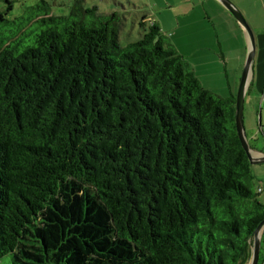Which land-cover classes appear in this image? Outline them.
Here are the masks:
<instances>
[{
    "label": "trees",
    "instance_id": "16d2710c",
    "mask_svg": "<svg viewBox=\"0 0 264 264\" xmlns=\"http://www.w3.org/2000/svg\"><path fill=\"white\" fill-rule=\"evenodd\" d=\"M6 1L0 264H249L264 202L236 95L155 23L122 45V12Z\"/></svg>",
    "mask_w": 264,
    "mask_h": 264
},
{
    "label": "rangeland",
    "instance_id": "374dc122",
    "mask_svg": "<svg viewBox=\"0 0 264 264\" xmlns=\"http://www.w3.org/2000/svg\"><path fill=\"white\" fill-rule=\"evenodd\" d=\"M13 1L14 8L9 14V17L11 18L24 15L27 12L28 8H30L32 5H36L37 3L41 2V0ZM46 1L51 4L53 14L63 15L69 13L71 5L74 3L75 0ZM169 1L170 0H85L84 5H96L98 6L99 11L103 13L119 11L125 14L124 27L120 33V42L122 45H127L131 42L139 40L144 31L147 30L154 23L152 22V19L157 18L155 15H159L164 18V20H167L168 25H173V28L176 27L178 23L181 24V28L192 25V28L195 31L198 27H204L203 24L199 22V12H203L202 7L199 6L198 10L196 11L192 10L191 15L189 17H186L184 14L190 11L193 6L192 2L183 5L179 4L177 0H174V3L176 2V4L173 7H170L169 9ZM8 5L9 4L6 0H0V10L4 9ZM229 13L231 17H233V19L237 21V19L233 16L230 11ZM144 15L150 16L151 19H148V21H144ZM197 24H199L198 27ZM242 30L244 40L242 36H240V34L237 36L233 34V30L230 26L228 33V43L225 51V56L230 62L227 64L226 69L217 66V64H215L217 60L214 57L212 58V60L214 61L213 64L210 63L211 61L209 59V61H204V67L206 68V71L201 76L203 80L202 83L206 88L211 89L212 91L223 97L229 96L230 89L232 87V90L233 92H235L237 99V93L248 53L246 54V57L243 60H240L238 55L241 54V56H244L246 52L244 47H246L247 50L249 48V44L246 40L245 31L243 27ZM165 32H167L168 36L172 38V34H174L175 31L171 28L167 29ZM219 32L221 33V30H219ZM180 33L181 31H179V34ZM172 42L174 43L173 40ZM187 42L188 41L182 40V43ZM219 52L220 51H218V53ZM190 60H192L191 57ZM263 91L264 57L262 58L259 53H257L254 65V80L250 90L245 96L243 111L244 127L248 143L253 150L252 153L254 156L260 154L264 155V106L262 104ZM252 172L255 176L256 186L258 188H262V191L259 194V199L264 202V162L253 163Z\"/></svg>",
    "mask_w": 264,
    "mask_h": 264
},
{
    "label": "crops",
    "instance_id": "0c3cea01",
    "mask_svg": "<svg viewBox=\"0 0 264 264\" xmlns=\"http://www.w3.org/2000/svg\"><path fill=\"white\" fill-rule=\"evenodd\" d=\"M232 1L236 4V6L239 9H241L247 21L251 25L256 39V46H257L256 55L257 53H259V55L263 58L264 57V0H232ZM177 2L183 5L192 2L193 4L192 8L190 9V11L184 14L186 17H189L191 15L192 10L196 11L198 10L199 6L202 7L203 12H199V22L203 24L204 27L200 28L198 27L199 24H197L198 28L195 31L193 30L192 25L181 28V24L178 23L177 26L173 28V25H168V21L164 20V18H162L159 15H155L157 18L152 17L153 18L152 22L158 25L161 28L162 32L165 33L166 35H168L167 32H165L167 29H171V28L174 29L175 32L174 34H172L171 39L174 41V44L176 45L178 51L188 60V62L196 72L201 82H203L201 76L206 71V68L204 67V61L209 59L211 61L210 63L213 64L214 61L212 60V58L214 57L217 60L215 64H217V66H220L221 68L226 69L227 64L230 62L229 60H227L225 56L230 26L231 29L233 30L232 31L233 34H235L236 36L240 34V36H242L244 40L242 26H240V24L237 21H235L233 17H231L229 11L218 0H177ZM173 3L174 0H170L168 2L169 9L170 7H173L176 4V2L174 4ZM148 19H151L150 16H147V18L144 21H148ZM219 30H221V33L219 32ZM179 31H181L180 34ZM245 36L249 44V38L246 31H245ZM182 40L188 42L182 43ZM244 49L246 50L245 55L244 56H241V54L238 55L240 60L245 59L246 54L248 53L247 48L244 47ZM217 50L220 52L218 53ZM190 57L192 60H190ZM253 80L254 77L252 81ZM231 94L236 95L235 92H233L232 87L230 89L229 96Z\"/></svg>",
    "mask_w": 264,
    "mask_h": 264
},
{
    "label": "water",
    "instance_id": "95a60500",
    "mask_svg": "<svg viewBox=\"0 0 264 264\" xmlns=\"http://www.w3.org/2000/svg\"><path fill=\"white\" fill-rule=\"evenodd\" d=\"M222 5L228 9L233 16L237 19V21L241 24L243 29L246 31L248 38H249V48H248V55L244 67V71L241 77L238 93H237V100H236V123H237V130L242 142V145L250 159V162L257 163V162H264V155L260 154L254 156L252 153V148L250 147L244 127V120H243V111H244V102L245 96L249 90L250 83L254 77V65H255V57H256V39L254 35V31L247 21L243 12L236 6V4L232 0H218ZM264 232V221L259 225L257 230L255 231L254 243H253V255L249 264H258L259 256H260V249H261V239L262 234Z\"/></svg>",
    "mask_w": 264,
    "mask_h": 264
}]
</instances>
